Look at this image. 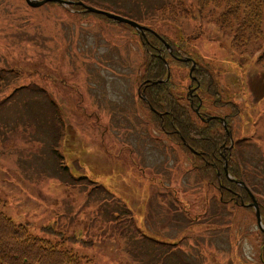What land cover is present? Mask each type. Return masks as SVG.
Returning <instances> with one entry per match:
<instances>
[{"label":"rangeland","instance_id":"374dc122","mask_svg":"<svg viewBox=\"0 0 264 264\" xmlns=\"http://www.w3.org/2000/svg\"><path fill=\"white\" fill-rule=\"evenodd\" d=\"M79 1L168 35L210 65L222 95L204 100L205 115L238 111L236 155L264 201L261 44H235L214 2L201 14L185 0L188 15L168 24L159 8L170 0ZM102 15L0 0V209L96 264H262L255 209L226 203L212 213L220 187L198 180L193 156L140 103L147 34ZM171 64L188 104L190 68Z\"/></svg>","mask_w":264,"mask_h":264},{"label":"trees","instance_id":"16d2710c","mask_svg":"<svg viewBox=\"0 0 264 264\" xmlns=\"http://www.w3.org/2000/svg\"><path fill=\"white\" fill-rule=\"evenodd\" d=\"M196 2L201 14L206 5L212 2L216 6L223 5L219 16L215 17L216 22L222 29L229 27L235 38V44L245 46L257 43L261 44L260 48L264 50V0H196L190 4V7L196 5ZM185 7H187L185 0H170L159 10L164 17L163 20L168 24H173L177 16L188 15L186 10H183ZM157 33L146 31L148 38H143L145 59L141 66L142 75L139 84L146 82L143 94L148 103L139 99L140 103L151 112L152 122L162 130L169 131L172 137L181 141L184 153L193 156L192 169L199 176L198 180L206 181L210 185L217 184L220 187L218 190L219 199L216 200L213 197L211 201L212 213H219L225 208L226 203L239 205L238 202H241L243 198L245 202H249L251 199L248 191L237 182L230 181L226 171L227 168L233 177L239 181H245L254 190V184H250L246 180L247 173L241 164V158L236 155L237 145L240 141H236V146L232 150L226 149L224 145L230 140L223 124L218 119H212L209 122L202 121L193 108L200 106L201 114L206 116L205 113L208 109H205L204 100L212 98V96L220 98L222 91L216 83V76L212 73L210 65L205 64V60H196L194 74L203 91L197 96L198 99L195 100L197 103L195 101L185 103L186 94L174 90L176 81L173 78L176 71H174L171 61L177 62L181 66L191 67V62H183L176 58L179 56L191 57V53L185 49L184 45L172 41L170 36ZM160 36L172 45V52ZM167 62L171 69V77L165 81L169 73ZM220 103L218 100L215 106H224ZM149 105L154 110L150 109ZM237 113L238 111L232 109L227 120L235 117ZM210 114L212 113L210 112ZM184 140L197 154L185 145ZM259 201L264 219V201L261 199ZM195 221L200 222V219L197 217ZM42 231L53 233L54 229L53 226L48 225L43 226ZM260 232L263 236L261 252L264 253V232L261 230ZM71 238L75 241L79 239L77 236L68 237L69 240ZM65 244L66 238L64 237L53 240L34 234L25 224L16 223L0 209V264H96L91 257L80 255L67 248ZM260 259L264 264V257Z\"/></svg>","mask_w":264,"mask_h":264},{"label":"water","instance_id":"95a60500","mask_svg":"<svg viewBox=\"0 0 264 264\" xmlns=\"http://www.w3.org/2000/svg\"><path fill=\"white\" fill-rule=\"evenodd\" d=\"M27 2L31 5V6H34V7H37V6H41L45 3H48V2H56V3H59V4H62V5H65V6H69V5H72V4H79V5H82L85 7V10H88V11H91V12H95V13H99V14H103V15H106L108 18H111V19H114V20H117L121 23H127L129 25H131L132 27H134L135 29H137L140 33H143L145 34V31L146 30H151L150 28L144 26V25H141L140 23L134 21V20H131V19H128L124 16H121V15H117V14H114V13H110L108 11H105V10H101V9H98V8H95V7H92V6H89V5H86L84 2L82 1H76V0H27ZM179 60H182V61H188V60H191L192 62V68H191V77L192 79H195L194 75H193V71L195 69V65H196V62L194 61V59H190V58H180ZM167 64V68H168V71H169V76H170V67H169V64L168 62L166 63ZM139 93L141 94V89L139 90ZM144 100L147 101V98L146 96L144 95H140ZM151 109L154 110V108L149 105ZM197 112L198 109H197ZM212 118V117H211ZM209 118V120L211 119ZM222 122L225 124V127L228 128L227 124H226V121L225 119H221ZM228 134L231 138V142H232V145H233V133L232 131H228ZM186 142V141H185ZM187 144V142H186ZM188 145V144H187ZM189 146V145H188ZM190 147V146H189ZM194 153H197L193 148H190ZM227 170V168H226ZM227 175L228 177L231 179V180H234V178H232L230 175H229V172L227 171ZM242 183V182H240ZM251 207H253L255 209V214H256V217H257V222H258V226L259 228L264 231V222H263V218H262V214H261V209H260V205L258 203V201L253 197V202L249 204Z\"/></svg>","mask_w":264,"mask_h":264}]
</instances>
